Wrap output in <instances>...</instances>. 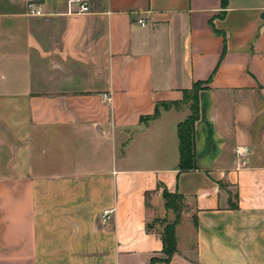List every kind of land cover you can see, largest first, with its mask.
Listing matches in <instances>:
<instances>
[{
  "label": "crops",
  "instance_id": "obj_1",
  "mask_svg": "<svg viewBox=\"0 0 264 264\" xmlns=\"http://www.w3.org/2000/svg\"><path fill=\"white\" fill-rule=\"evenodd\" d=\"M86 1L0 0V264H264V0Z\"/></svg>",
  "mask_w": 264,
  "mask_h": 264
},
{
  "label": "trees",
  "instance_id": "obj_2",
  "mask_svg": "<svg viewBox=\"0 0 264 264\" xmlns=\"http://www.w3.org/2000/svg\"><path fill=\"white\" fill-rule=\"evenodd\" d=\"M225 0H222L224 3ZM202 89L201 83H194L192 88L183 92V104L189 107V116L177 126L178 148H179V169L181 171L193 170L196 168L195 163V145H194V124L198 119V92ZM156 115V112H155ZM162 197L165 208L171 210L175 219L172 222L167 220H159L158 223L163 225L160 232L162 242L163 262L168 263L173 255L177 253V244L175 238V226L177 225L181 211L184 207V198L178 194H170L165 189L162 190ZM147 230H151V226L147 225ZM157 259H152L155 262Z\"/></svg>",
  "mask_w": 264,
  "mask_h": 264
},
{
  "label": "built area",
  "instance_id": "obj_3",
  "mask_svg": "<svg viewBox=\"0 0 264 264\" xmlns=\"http://www.w3.org/2000/svg\"><path fill=\"white\" fill-rule=\"evenodd\" d=\"M66 15H79V14H87L89 12V5L86 0H66L65 3ZM27 13L30 16H42L40 10L37 8V6L30 2L27 5ZM140 26H145L144 22L142 20L137 21ZM249 153V150L244 147H237L235 150L236 157L238 159H243L245 156H247ZM109 211H105L102 215V221L106 222L108 220Z\"/></svg>",
  "mask_w": 264,
  "mask_h": 264
}]
</instances>
